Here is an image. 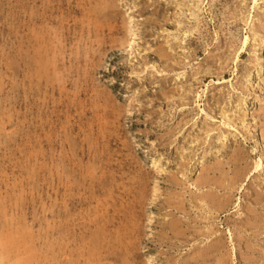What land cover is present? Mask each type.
Segmentation results:
<instances>
[{"label":"rangeland","instance_id":"1","mask_svg":"<svg viewBox=\"0 0 264 264\" xmlns=\"http://www.w3.org/2000/svg\"><path fill=\"white\" fill-rule=\"evenodd\" d=\"M0 252L264 264V0H0Z\"/></svg>","mask_w":264,"mask_h":264},{"label":"bare ground","instance_id":"2","mask_svg":"<svg viewBox=\"0 0 264 264\" xmlns=\"http://www.w3.org/2000/svg\"><path fill=\"white\" fill-rule=\"evenodd\" d=\"M111 5H112V4H111ZM100 6H101V5H100ZM38 15H39V14H38ZM43 15H44V14H43ZM194 15H195V14H194ZM195 16H196V15H195ZM195 16H194V17H195ZM47 17H48V16H47ZM40 19H41V18H40ZM195 19H196V18H195ZM42 20H43V19H42ZM34 21H35V20H34ZM36 21H37V20H36ZM38 22H39V21H38ZM25 25H26V24H25ZM27 27H28V25H27ZM246 40H247V39L245 38V39H244V42H245V43H246ZM39 43H40V42H39ZM39 61H40V60H39ZM42 62H43V61H42ZM37 65H38V64H37ZM98 165H99V164H98ZM114 168H115V167H114ZM108 170H109V169H108ZM203 171H204V170H203ZM207 171H208V170H207ZM64 172H65V171H64ZM87 172H88V171H87ZM91 172H92V171H91ZM96 172H97V171H96ZM111 172H112V171H111ZM203 173H204V172H203ZM207 173H208V172H207ZM123 174H124V173H123ZM90 176H91V175H90ZM98 176H99V175H98ZM71 177H72V176H71ZM73 178H74V177H73ZM93 178H94V177H93ZM91 179H92V178H91ZM171 179H172V178H171ZM199 180H200V179H199ZM83 181H84V180H83ZM88 181H89V180H88ZM200 181H201V180H200ZM93 182H94V181H93ZM205 183H206V182H205ZM61 185H62V184H61ZM208 185H209V184H208ZM75 186H76V185H75ZM200 186H201V185H200ZM82 188H83V187H82ZM85 188H86V187H85ZM200 188H201V187H200ZM89 189H90V188H89ZM74 190H76V187H74ZM91 191H92V190H91ZM79 192H80V191H79ZM92 192H93V191H92ZM61 193H62V192H61ZM63 193H65V192H63ZM88 193H89V192H88ZM98 193H99V192H98ZM103 193H104V192H103ZM59 194H60V193H59ZM66 194H67V193H66ZM70 194H71V193H69V195H70ZM83 194H85V193H83ZM61 195H62V194H61ZM72 195H73V193H72ZM73 196H74V195H73ZM80 196H81V195H80ZM129 196H130V195H129ZM94 197H96V196L94 195ZM63 198H64V197H63ZM90 198H91V197H90ZM98 198H99V197H98ZM103 198H104V197H103ZM105 198H106V197H105ZM114 198H115V197H114ZM127 198H128V197H127ZM84 199H85V198H84ZM128 199H129V198H128ZM61 200H62V199H61ZM87 200H90V199H87ZM104 200H105V199H103V202H104ZM91 201H92V199H91ZM93 201H94V200H93ZM180 201H181V200H180ZM200 201H201V200H200ZM65 202H66V201H65ZM82 202H83V201H82ZM99 202H100V201H99ZM126 202H127V201H126ZM130 202H131V201H130ZM203 202H204V201H203ZM203 202H202V203H203ZM86 203H87V202H86ZM89 203H90V202H89ZM97 203H98V202H97ZM124 203H125V202H124ZM212 203H213V202H212ZM65 204H66V203H65ZM77 204H78V203H77ZM87 204H88V203H87ZM99 204H100V203H99ZM130 204H131V203H130ZM207 204H208V202H207ZM221 204H222V203H221ZM89 205H90V204H89ZM89 205H88V206H89ZM91 205H92V204H91ZM108 205H109V204H108ZM85 206H86V205H85ZM111 206H112V205H111ZM60 207H61V206H60ZM62 207H63V206H62ZM108 207H109V206H108ZM116 207H117V206H116ZM125 207H126V204H125ZM74 208H75V207H74ZM78 208L80 209V205H79ZM83 208H85V207L83 206ZM87 208H88V207H87ZM94 208H95V206H94ZM101 208H102V207H101ZM111 208H112V207H111ZM169 208H170V207H169ZM62 209H63V208H62ZM104 209H105V207H104ZM117 209H118V208H117ZM119 209H120V208H119ZM73 210H74V209H73ZM73 210H72V211H73ZM81 210H82V209H81ZM97 210H98V209H97ZM99 210H100V208H99ZM67 211H68V210H67ZM75 211H76V209H75ZM89 211H91V210H89ZM117 211H118V210H117ZM117 211H116V212H117ZM125 211H126V210H125ZM98 212H99V211H98ZM105 212H106V211H105ZM114 212H115V211H114ZM121 212H123V215H124V211H121ZM61 213H62V212H61ZM64 213H65V212H64ZM68 213H69V212H68ZM94 213H95V212H94ZM96 213H97V212H96ZM106 213H108V211H107ZM88 214H90V213L88 212ZM116 214H118V213H116ZM61 215H62V214H61ZM64 215H65V214H64ZM71 215H72V214H71ZM100 215H101V213H100ZM118 215H119V214H118ZM113 216H114V215H113ZM73 217H74V216H73ZM90 217H91V216H90ZM98 217H99V216H97V218H98ZM124 217H125V216H124ZM97 218H96V219H97ZM99 218H100V217H99ZM116 218H117V217H116ZM178 218H179V217H178ZM85 219H86V218H85ZM88 219H89V218H88ZM119 219H120V218H119ZM122 219H123V218H122ZM129 219H130V218H129ZM89 220H90V219H89ZM116 220H117V219H116ZM123 220H124V219H123ZM168 220H169V219H168ZM168 220H167V221H168ZM70 221H71V220H70ZM94 221H95V220H94ZM99 221H100V220H98V222H99ZM112 221H113V220H112ZM114 221H115V220H114ZM120 221H121V220H120ZM127 221H128V220H127ZM164 221H165V220H164ZM67 222H69V221H67ZM73 222H74V221H73ZM76 222H77V221H76ZM85 222H86V221H85ZM110 222H111V221H110ZM116 222H117V221H116ZM103 223H104V222H103ZM113 223H114V222H113ZM119 223H120V222H119ZM119 223H118V224H119ZM122 223H123V222H122ZM127 223H128V222H127ZM166 223H167V222H166ZM173 223H174V222H173ZM173 223H172V224H173ZM70 224H71V223H70ZM70 224H69V225H70ZM87 224H88V223H87ZM108 224H109V223H108ZM69 225H67V226H69ZM71 225H72V224H71ZM71 225H70V226H71ZM75 225H76V224H75ZM95 225H96V222H95ZM106 225H107V224H106ZM119 225H120V224H119ZM124 225H125V224H124ZM129 225H130V224H129ZM167 225H168V224H167ZM67 226H66V227H67ZM72 226H73V225H72ZM81 226H82V225H81ZM88 226H89V224H88ZM111 226H112V225H111ZM125 226H126V225H125ZM130 226H131V225H130ZM61 227H62V226H61ZM77 227H78V226H77ZM104 227H105V226H104ZM112 227H114V226H112ZM116 227H117V226H116ZM127 227H129V226H127ZM165 227H166V226H165ZM174 227H175V226H174ZM73 228H74V227H73ZM84 228H85V227H84ZM167 228H168V227H167ZM61 229H62V228H61ZM68 229H69V228H68ZM109 230H110V228H109ZM116 230H117V229H116ZM118 230H119V229H118ZM62 231H63V230H62ZM65 231H66V230H65ZM79 231H80V230H79ZM167 231H168V230H167ZM82 232H83V231H82ZM82 232H81V234H84V233H82ZM79 234H80V233H79ZM101 234H102V233H101ZM112 234H113V233H112ZM124 234H126V233H124ZM128 234H129V233H128ZM163 234H165V233H163ZM166 234H167V233H166ZM170 234H171V233H170ZM179 234H180V233H179ZM89 235H90V234H89ZM93 235H94V234H93ZM102 235H103V234H102ZM106 235H107V236H108V235L111 236L110 234H106ZM140 235H141V234H140ZM182 235H183V234H182ZM186 235H187V234H186ZM58 236H59V234H58ZM132 236H133V235H132ZM134 236H135V235H134ZM134 236H133V237H134ZM9 237H10V236H9ZM78 237H79V236H78ZM96 237H97V236H96ZM102 237H104V236H102ZM92 238H94V237H92ZM107 238H108V237H107ZM137 238H138V237H137ZM139 238H140V237H139ZM95 239H96V238H95ZM102 239H103V238H102ZM102 239H101V240H102ZM104 239H106V238H104ZM214 239H215V238H214ZM2 240L4 241V239H2ZM72 240H73V239H72ZM96 240H97V239H96ZM121 240H122V239H121ZM177 240H178V239H177ZM59 241H60V239H59ZM68 241H69V238H68ZM79 241H80V240H79ZM87 241H88V240H87ZM111 241H113V240H111ZM140 241H141V240H140ZM4 242H5V241H4ZM80 242H81V241H80ZM101 242H102V241H101ZM108 242H109V241H108ZM65 243H66V242H65ZM96 243H97V242H96ZM111 243H112V242H111ZM113 243H114V242H113ZM123 243H124V242H123ZM133 243H134V242H133ZM5 244H6V243H5ZM99 244H100V243H99ZM121 244H122V243H121ZM125 244H126V242H125ZM216 244H217V243H216ZM218 244H219V243H218ZM6 245H7V244H6ZM66 245H67V244H66ZM66 245H65V246H66ZM78 245H79V244H78ZM103 245H105V244H103ZM123 245H124V244H123ZM83 246L85 247V245H83ZM108 246H109V244H108ZM120 246H121V245H120ZM3 247H4V245H3ZM3 247H2V248H3ZM91 247H92V245H91ZM93 247H94V246H93ZM101 247H102V246H101ZM112 247H113V246H112ZM4 248L7 250V247H4ZM69 248H70V247H69ZM109 248H110V247H109ZM117 248H118V247H117ZM120 248H121V247H120ZM132 248H133V247H132ZM201 248H202V247H201ZM201 248H200V249H201ZM209 248H210V247H209ZM215 248H216V247H215ZM62 249H64V248L62 247ZM89 249H90V248H89ZM113 249H114V248H113ZM121 249H122V248H121ZM128 249H129V248H128ZM206 249H207V248H206ZM216 249H217V248H216ZM6 250H5V251H6ZM108 250H109V249H108ZM110 250H111V249H110ZM132 250H133V249H132ZM60 251H61V250H60ZM63 251H64V250H63ZM70 251H71V250H70ZM70 251H69V252H70ZM76 251H77V250H76ZM93 251H94V249H93ZM99 251H100V250H99ZM114 251H116V250L114 249ZM214 251H215V250H214ZM214 251H213V252H214ZM6 252H7V251H6ZM61 252H62V251H61ZM67 252H68V251H67ZM67 252H66V253H67ZM74 252H75V251H74ZM78 252H79V249H78ZM84 252L86 253V250H85V249H84ZM91 252H92V251H91ZM198 252H199V251H198ZM0 253H2V252H0ZM63 253H64V252H63ZM80 253H81V251H80ZM95 253H96V252H95ZM101 253L103 254V251H101ZM96 254H97V253H96ZM106 254H107V253H106ZM106 254L104 253V255H106ZM29 255H30V254H29ZM63 255H65V254H63ZM81 255H82V254H81ZM86 255H87V257H88V254H87V253H86ZM131 255H132V254H131ZM0 256H1V255H0ZM74 256H75V255H74ZM91 256H92V255H91ZM95 256H96V255H95ZM100 256H101V254H100ZM113 256H114V255H113ZM67 257H68V256H67ZM72 257H73V256H72ZM75 257H77V255H76ZM78 257H79V256H78ZM78 257H77V258H78ZM101 257H102V256H101ZM103 257H104V256H103ZM117 257H118V256H117ZM1 258H2V256H1ZM1 258H0V260H1ZM32 258H33V256H32ZM32 258H31V255H30V259H32ZM34 258L36 259V257H34ZM77 258H76V259H77ZM80 258H81V257H80ZM82 258H83V257H82ZM88 258H90V257H88ZM94 258H95V257H94ZM58 259H60V258H58ZM91 259H92V261H93V258H90V260H91ZM133 259H134V258H133ZM83 260H84V259H83ZM85 260H86V259H85ZM85 260H84V261H85ZM97 260H98V259H97ZM103 260H108V259H103ZM112 260H113V259H112ZM64 261H65V260H64ZM72 261H73V260H72ZM78 261H79V260H78ZM87 261H88V260H87ZM101 261H102V260H101ZM109 261H110V260H109ZM184 261H185V260H184ZM57 262H58V261H57ZM59 262H60V261H59ZM59 262H58V264H59ZM82 262H83V261H82ZM95 262H96V261H95ZM142 262H143V261H142ZM147 262H148V260H147ZM0 263H1V262H0ZM32 263H33V262H32ZM79 263H80V262H79ZM84 263H85V262H84ZM91 263H92V262H91ZM91 263H90V264H91ZM99 263H101V262H99ZM99 263H98V264H99ZM113 263H114V260H113ZM118 263H119V262H118ZM33 264H34V263H33ZM37 264H38V263H37ZM42 264H43V263H42ZM67 264H68V263H67ZM95 264H96V263H95Z\"/></svg>","mask_w":264,"mask_h":264}]
</instances>
